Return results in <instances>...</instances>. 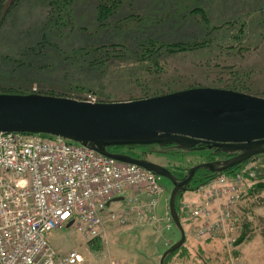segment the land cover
Returning <instances> with one entry per match:
<instances>
[{
    "label": "rangeland",
    "instance_id": "1",
    "mask_svg": "<svg viewBox=\"0 0 264 264\" xmlns=\"http://www.w3.org/2000/svg\"><path fill=\"white\" fill-rule=\"evenodd\" d=\"M15 1L13 3L14 0H8L0 23V94L28 95L36 93L80 99L89 94L88 92H92L103 101L113 102L126 101L127 99L139 100L144 97L145 93L139 87H120L113 80L115 75L124 73L131 67V63L124 59L114 58L108 61L107 65L110 68H105L107 71L104 74L96 72L95 66H90L86 61L83 63L85 57L79 50L82 49V41L87 40L84 34H87L93 27L96 19V0H76L72 6L68 5L70 14L66 16L65 22L60 20L58 23L50 19V13L48 14L49 0ZM133 1L136 5L135 15L142 17L145 14H153L152 16L170 14L169 18L173 20L172 15L174 14L182 19L183 14L189 13V6L199 7L200 11H204V13L207 11L208 14H206L212 22L229 20L241 22L243 14L247 15L244 21L246 23L240 24L245 31L244 41H240L242 45H239L232 55H229V49H232V46L223 51V55L217 57L212 63L208 70L209 73L194 72V66L191 67L190 64L189 53L171 54L162 59V64L164 66L171 64L172 71L175 69L172 76L178 77L177 80L179 79L180 82L190 85L204 84L206 86L203 87L208 88L229 90L225 88L232 86V75L236 74L235 84L245 85L249 89L243 93L252 97L264 98V26L259 28L255 25L259 20L264 21V0ZM202 17L203 13H191L192 21L190 19L188 21H191L192 24L194 21H199L200 24L206 25L202 22ZM251 18L257 21L251 23ZM172 23L176 24L177 22ZM193 27L197 29L198 26L194 25ZM160 33H162L160 34L161 40L177 41L178 35L169 34V26H163ZM231 33L232 31L227 32L226 39L220 40L222 44L225 45L228 42L230 44ZM201 35V37L204 36V34ZM95 38L106 43L119 41L118 37L109 38L103 34H98ZM181 41H185V38ZM106 75L109 76L107 81L104 79ZM206 76L207 80H204ZM174 148H165L162 149L163 151L158 148L143 149L141 150L143 153L139 154L141 157L157 161L171 169L172 166L183 168L184 171L179 170L184 174L185 170L208 162V159L213 157L211 153L213 149L208 147L196 146L188 151L174 150ZM261 163L264 164V155L252 160L248 164V168L259 166ZM215 178L211 181H214ZM158 179L163 189V194L160 197V213L166 204V199H170L173 185L165 177L158 176ZM254 181L256 184H248V193L243 204L248 205L250 211L253 210L252 217L260 218L258 212L264 214V211H260L264 208V190L258 192L256 189L259 183L258 174ZM120 197H123L124 200L113 202L107 208V213L128 211L129 194L125 193ZM198 197L197 191H188L184 195V201L192 202ZM184 201L181 202V207ZM238 210L240 213L242 212L240 205ZM250 211L245 215H249ZM246 217L244 234L246 231L247 235L245 239L249 232L252 233V230L247 227L248 219ZM111 222L117 223L109 220L105 228ZM138 223L140 224L130 228L114 229L109 232L110 234H106L105 231L101 238L93 242H88L80 232L64 227L54 230L49 235V241L53 249L60 255H68L71 252L81 253L86 257L85 264H161L164 253L169 249L165 240L173 239L175 243L178 242L181 238L180 231L174 222L172 224L175 236H172L170 229L159 230L147 222ZM257 231L264 232V220L262 227L259 226ZM207 241L210 243L206 247V252L199 253L205 259L204 263L202 260L192 259L190 256H188L187 262L190 264H240L235 253L240 240L231 251L228 250V246L224 242ZM257 246L258 248L249 246L248 249H245L241 264H264V238ZM180 261L185 263L184 258H181ZM177 263L178 260L175 259V256L168 260V264Z\"/></svg>",
    "mask_w": 264,
    "mask_h": 264
},
{
    "label": "built area",
    "instance_id": "2",
    "mask_svg": "<svg viewBox=\"0 0 264 264\" xmlns=\"http://www.w3.org/2000/svg\"><path fill=\"white\" fill-rule=\"evenodd\" d=\"M77 100L101 102L92 94ZM252 168L219 174L198 188L199 202L182 203V215L197 238L224 242L229 251L235 248L245 226L238 206L248 184H256ZM125 193L128 211L107 213L108 204ZM162 194L152 172L81 143L40 133L0 132V264H85L81 253L58 254L49 235L68 227L93 242L109 220L123 227L156 224L163 220L157 214Z\"/></svg>",
    "mask_w": 264,
    "mask_h": 264
},
{
    "label": "water",
    "instance_id": "3",
    "mask_svg": "<svg viewBox=\"0 0 264 264\" xmlns=\"http://www.w3.org/2000/svg\"><path fill=\"white\" fill-rule=\"evenodd\" d=\"M0 132L62 137L170 180L173 185L170 216L181 238L164 253L161 264H165L167 257L186 242L176 201L180 193L190 190L196 173L201 169L224 173L264 154V98L208 87L140 100L99 103L36 93L0 94ZM167 145L187 151L196 146L219 148L238 155L226 161L193 166L180 180L161 164L108 150L113 146ZM123 200V197L115 199Z\"/></svg>",
    "mask_w": 264,
    "mask_h": 264
},
{
    "label": "trees",
    "instance_id": "4",
    "mask_svg": "<svg viewBox=\"0 0 264 264\" xmlns=\"http://www.w3.org/2000/svg\"><path fill=\"white\" fill-rule=\"evenodd\" d=\"M75 1L76 0H49L48 4L50 8L48 14L50 13V19H53L55 23H58L60 20L61 22H65V20L67 19L66 16L70 14V12H68L70 10L68 5L72 6ZM15 2L16 1L14 0L13 3ZM96 2V19L93 23V27L88 31L87 34H84L86 35L85 37H87V40L82 41V49H78L79 52H81V55L85 57L83 63L86 61L90 66H95L96 72H100L103 74L107 71L105 70V68H110L107 65V62L111 59L119 58L124 59L128 63H131V67L128 68V71L115 75L113 80H115V82H117L120 87H139L145 93L144 97L139 98V100L177 93L193 88H204L203 86H206L204 84H200V86L198 84L190 85L186 82H180L179 79L177 80L178 77L174 78L172 76V72L175 69H173L172 71L171 64L166 66L162 64L163 58L171 54L189 53L191 56L190 64L191 67L194 66V72L198 71L207 74L209 73L208 70L214 60L217 57L223 55V51H226L228 47L232 46V49H229V55H232L238 49V46L242 45L240 41H244L245 31L244 29H242V25L240 24L246 23L244 21L247 18V15L243 13L241 22L239 20L235 22L231 20L225 22H212L207 16V11H205L204 13V11H200L201 9L199 7L195 8L189 6V13L183 14L182 19H180V16H174L173 14L172 20L169 18L170 14H162L160 16L145 14L144 17L135 15L136 5L135 1L133 0H96ZM7 3L8 0H0V23L2 20L3 10L6 7ZM126 9H128V12H126ZM191 13H203L202 22H204V24L206 25L200 24L199 21H194L192 24V19L190 18ZM188 19H190L191 21H188ZM256 21V19L254 21V19L251 18L250 22L255 23ZM172 22L177 23L174 24ZM194 25L198 26L197 29L193 27ZM255 25L260 28L264 26V21L259 20ZM163 26H169V34L178 35L177 41L169 42L167 39L161 40L160 34L162 33L160 32ZM229 31H232L230 35L231 42L230 44L228 42L224 45L220 40H225L227 37V32ZM98 34H103L109 38L118 37L119 41L106 43L103 40H98L97 38H95V36H97ZM201 34H204V36L201 37ZM99 38L101 39V36H99ZM184 38L185 41H181V39ZM222 69L224 68L222 67ZM108 78V75L104 77L106 81ZM164 78L166 79L164 80ZM236 78V74H233L232 86L226 87L225 89L238 91L240 93L247 92L249 89L246 88L245 85L235 84ZM204 80H207V76L206 78H204ZM88 93L95 95L101 102H113L103 101L95 93ZM89 94H86L84 97ZM133 100L138 99H127L126 101ZM172 147L174 148L176 146H113L108 148V150L112 152L113 150L118 151L123 149L129 151L127 152L129 153V155L140 158V154L142 152L141 150L143 149L146 150L149 148H158L160 149V151H163L162 149H172ZM174 150L183 149H179L176 147L174 148ZM211 153L213 154V157L208 159L209 163L226 161L238 155V152H230L219 148H213ZM256 157H254V159H256ZM254 159L252 158L241 165L230 168L224 173L227 175H233L241 168L248 166V164ZM172 167L173 173L179 174V177L183 179L185 174L180 173V170L184 171V169H181L178 166L177 168L176 166ZM252 169L255 170L258 174L259 183L256 188L257 191L259 192L260 190H264V164L261 163L259 166H253ZM218 175V172H214L208 169H201L196 173L193 181L189 186V189L192 191H196L202 184L211 181ZM182 200L183 193H180L176 201V208L179 212L182 224L184 226L185 223L181 217ZM246 235L247 234L242 235L239 244L245 239ZM183 248L184 246L182 247V249ZM182 249H179L175 253L169 255L165 260V264H168V260L175 256Z\"/></svg>",
    "mask_w": 264,
    "mask_h": 264
},
{
    "label": "crops",
    "instance_id": "5",
    "mask_svg": "<svg viewBox=\"0 0 264 264\" xmlns=\"http://www.w3.org/2000/svg\"><path fill=\"white\" fill-rule=\"evenodd\" d=\"M159 164H161V163H159ZM187 192H185L183 194V200L182 201L185 200L184 195ZM199 200H200V197H198L197 200H193L192 202H199ZM168 201L169 200L166 199V204H165L164 208L160 210V213H159V207H160L159 205L161 204L160 201H159V204H158V207H157V214L163 220L160 221V222H158V223H156V224H152L150 222H147V223H149L151 225H154L159 230H163V229H166V228L167 229H170L169 231L172 232V236H175V232L173 230V224H172L171 220L169 221V219L167 218V216L169 215V205H168ZM244 201H245V199L240 203V211L242 210L241 213H242L243 216H245V217L247 216L246 217L248 219L247 227H249L250 230H252V233L249 232L247 239H244L239 244V246L237 247V249L235 250L236 256H238V258L240 260V264L243 263V259H244V253L243 252L245 251V249H248L249 246H253L254 248H256V247L258 248L257 245H259L261 243V239L264 238V232L263 233L262 232L259 233V231H257V228L259 226L262 227V225H263L264 214H262L261 212H258V217H260V218L252 217L251 214H252L253 210L250 211L248 209V205L246 206V204H243ZM113 202H118V201H115V200L112 201L109 204L108 208L111 206V204ZM248 211H250L248 213L249 215H245ZM260 211H264V208H262V210H260ZM182 219H183V221L185 223L184 226H185L186 233H187V243L184 245V248L183 249L181 248L182 250H180V252H178L175 255V259L178 260V263L179 264H190V262H187L188 259H189L188 256H190L192 259L198 258V259L202 260V262L204 263V260L205 259L203 258L202 255H199V253H201V252L205 253L206 252V250H207L206 247L210 243V241H205V240H202V239L197 238L194 235L193 229L191 227V225H192L191 222L189 220H187V219H184L183 217H182ZM135 225H139V224L138 223H136V224L135 223H132V224L130 223L129 225L123 227V226H119L117 223L111 222V223H109L107 225V228H106L105 231H106V234H110L109 232L114 231V229H117V228H120V229L130 228V227H133ZM245 234H246V231H245ZM165 243L167 245V248H170L175 242H174L173 239H169V240H165ZM181 258H184V262L185 263H182L180 261ZM119 264H121V263H119Z\"/></svg>",
    "mask_w": 264,
    "mask_h": 264
},
{
    "label": "flooded vegetation",
    "instance_id": "6",
    "mask_svg": "<svg viewBox=\"0 0 264 264\" xmlns=\"http://www.w3.org/2000/svg\"><path fill=\"white\" fill-rule=\"evenodd\" d=\"M127 152H129V151H127V150H118V151H116V150H113L112 151V153H114V154H128L129 155V153H127ZM130 156H132V157H134V158H136L135 156H133V155H130ZM137 159V158H136ZM138 159H146L145 157H140V158H138ZM146 160H150V159H146ZM151 161V160H150ZM152 162H155V161H152ZM155 163H157V162H155ZM159 164V163H158ZM162 165V164H161ZM177 177H178V179H182L181 177H179V174H175ZM185 177V176H184Z\"/></svg>",
    "mask_w": 264,
    "mask_h": 264
}]
</instances>
